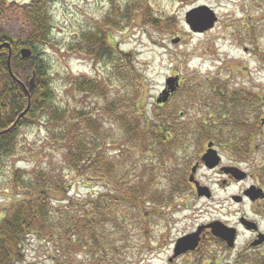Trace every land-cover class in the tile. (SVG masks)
I'll return each mask as SVG.
<instances>
[{
	"label": "rangeland",
	"instance_id": "374dc122",
	"mask_svg": "<svg viewBox=\"0 0 264 264\" xmlns=\"http://www.w3.org/2000/svg\"><path fill=\"white\" fill-rule=\"evenodd\" d=\"M26 1L0 0V34L21 41L30 36L32 28L22 10ZM117 1L123 4L131 0ZM148 4L152 15L162 20L158 21L157 27L148 21H139L142 23L138 26L133 25L124 31L115 30L110 33V41L117 42L116 48L132 54L127 56V59H130L133 70L140 74L142 92L140 99L135 103L139 113L142 118L150 121L149 118L152 119L155 110L159 108L161 114H168L169 118H180L186 126V131L195 128L197 136L218 137V140H214L218 141V145L221 144L219 153L223 161H232L240 171L250 174V178L241 181L230 180L229 183L221 185L223 177L218 170L212 171L202 167L197 171L196 177L204 187L211 190L212 199H190L184 203L175 197L171 206L161 210L163 218L152 219L146 245L142 244L143 240L136 234L130 233L133 237L131 244L123 242L127 239L124 234L119 245L118 264L127 262L131 254L139 257V264H166V258L169 257L172 244L177 238L209 222L235 224L238 215L247 217L248 220L245 221H256L260 224V229L264 230V219L255 216L256 209L253 210L244 200L238 205L231 201V196H241V193L256 181L264 190V176L262 178L261 174L264 169V126H259L256 134L251 137L248 130L245 131L242 126L237 125L240 123L244 127L250 126L253 119L254 123L258 124L260 117L261 120L264 119V0H148ZM200 6L208 7L217 20L211 29L193 33L185 23V15L189 10ZM107 10V0H55L51 5L52 46L44 48L42 56L49 66L55 101L61 108L70 111L84 110L88 117L98 122L101 126L99 133L109 137L110 142L106 147L108 155L116 162L118 169L123 173L124 169L126 170L125 177L128 176L133 181L140 175L141 164L147 155L136 144L132 145L131 141L126 140L127 138H120V129L109 123L107 115L101 110L103 101L91 94L78 93L65 79L71 76L108 82L112 64L110 60L96 63L91 58L71 50V46L78 41L81 34L97 28L96 26H102L100 22ZM167 18L170 20L168 24L165 23ZM168 25L170 29H167ZM112 74L113 69L110 76ZM170 77H177L178 81L181 79L182 85L164 104H156L166 80ZM16 84L21 85L23 89L27 88L22 81H16ZM213 87L227 95H253L256 102L254 106L251 103L233 106L231 111L221 108L223 103L216 102L213 107L216 111L217 108L221 109L217 118H214L218 123L212 126L211 122H208V128L200 132L199 124L207 121V118H200L204 113L199 110V106L214 92ZM105 91L109 100L127 92L122 91L117 79ZM221 115L226 117L220 118ZM216 133H220L219 136L215 135ZM178 142L180 146L170 148L164 157V171L168 174H160L156 184L158 187L168 184L167 176L170 175L169 183H172L178 177V171H184L185 166L178 167L181 159L187 158V162L191 157L192 163L197 155L195 148L199 144L195 147L191 136L184 134ZM231 143L247 147L244 154L229 151L227 144ZM37 166L43 169H57L68 178L72 176L67 170L61 150L46 141L44 127L41 124H32L21 130L15 155L4 160L0 169V217L3 210L13 201V195L8 188L12 172L17 169L28 171ZM190 166L191 164H188L186 167L185 178ZM88 185L85 187L81 182L75 181L69 194L78 198L88 195L93 197L105 190V187L93 182ZM128 230L125 228L126 233ZM249 238L246 234L241 235L237 243L248 241ZM207 246L212 245L206 242L204 247ZM24 247L22 264H55L48 258L50 251L43 243L28 239ZM209 252L205 249L203 253L207 255ZM214 252L211 247L212 254L207 258H217L218 254ZM75 256L77 264L84 258L79 252L75 253ZM210 259L207 260L210 262ZM174 264L184 263L180 260Z\"/></svg>",
	"mask_w": 264,
	"mask_h": 264
},
{
	"label": "trees",
	"instance_id": "16d2710c",
	"mask_svg": "<svg viewBox=\"0 0 264 264\" xmlns=\"http://www.w3.org/2000/svg\"><path fill=\"white\" fill-rule=\"evenodd\" d=\"M107 1L108 10L100 22L102 26L81 34L71 50L96 63L110 60L113 74L110 76L109 71L107 83L71 76L65 79L78 93L91 94L103 101L101 110L109 123L120 129V138L125 137L132 145L136 144L147 158L141 164L136 180L125 177L126 170L123 173L118 169L108 155L109 137L99 133L101 126L98 122L88 117L84 110L70 111L55 101L49 66L42 56V50L52 46L51 5L55 0H27L22 10L32 28L30 36L21 41L0 34V45L11 43L10 70L7 63L9 49L6 46L0 49V169L4 160L15 155L21 130L32 124H41L46 131V141L61 150L72 176L68 178L62 171L38 166L28 171L17 169L12 172L8 188L13 201L0 217V264H22L28 239H35L49 248L48 258L55 264H77L74 260L77 252L84 257L79 264H118L119 245L124 234L127 239L123 242L131 244L133 237L130 234H136L146 245L152 219L163 218L161 210L171 206L184 189L182 185L169 183L170 175L166 178L168 184L156 185L160 174H168L164 171L167 151L180 146L178 141L184 134L191 136L193 145L219 139L197 136L195 128L186 131L180 118H169L168 114H161L159 108L150 121L142 118L135 105L142 92L140 74L133 70L130 59H127L132 54L116 48L117 42L110 41V33L147 21L157 27L158 21L162 20L152 15L148 0H131L123 4L117 0ZM169 22L167 18L165 23ZM20 48H30L31 57L21 59ZM32 75L35 88L28 93L16 81H22L28 87ZM116 79L122 91L127 92L109 100L105 90ZM212 89L214 92L208 100L199 106L204 113L200 118H207L199 124L200 132L208 128V122L212 126L218 123L214 118L221 109L216 111L213 107L216 102L223 103L219 104L221 108L230 111L233 106L245 103L255 105L253 95H227L214 87ZM254 121L250 126L237 125L248 130L252 137L259 129V124ZM231 145L240 154H244L247 148L243 144ZM261 174L263 178L264 169ZM75 181L85 187L93 182L105 190L93 197L78 198L69 194ZM125 228L129 229L128 233ZM139 263V257L131 254L123 264Z\"/></svg>",
	"mask_w": 264,
	"mask_h": 264
},
{
	"label": "flooded vegetation",
	"instance_id": "af4514ba",
	"mask_svg": "<svg viewBox=\"0 0 264 264\" xmlns=\"http://www.w3.org/2000/svg\"><path fill=\"white\" fill-rule=\"evenodd\" d=\"M8 43L10 45V51H11V43L10 42ZM178 82H179V88H180V86L182 85L181 79ZM175 93L171 94L169 98L173 97ZM157 106H161V105H157ZM261 119L262 118L260 117L259 126L262 125ZM195 133H198V132H195ZM219 134L220 133H216L215 135L219 136ZM205 143H206V146H204L205 147L204 148L203 144L205 145ZM208 144H211L210 148L213 149V151H215L216 153V155L214 156V160L218 161V165L210 170L212 171L218 170L220 175H222L223 179L221 180L220 184L224 185L225 183L226 184L229 183L230 180H235L234 175L237 174L235 170L236 169L239 170V169L234 166L235 163H233L232 161L228 163H225L223 161V157L219 153L221 144L218 145V141L216 142L214 139L202 141L199 143V146L195 148L197 155L193 159L194 161L192 163H191V160H192L191 157L188 158L187 162H185L187 158H183L180 160L181 163H179L178 167L185 166L184 171L183 172L178 171V174H179L178 177L172 181L173 184L176 183V184H179L180 186L181 185L183 186L184 189L178 193L179 195L178 198L179 200L184 201V203H187V201H189L190 199H196V200L205 199L207 201H210L213 197V194L211 193V190L208 187H206L207 188L206 194H210V196L208 198L205 197L206 195L199 197L197 194V186H196V183H197L198 187H203L201 182L197 179L196 174L199 169H201L202 167L205 168V162L203 158H206L205 154H207V151H208V147H207ZM227 145H228L229 151H232L235 154H240L234 151L233 145L231 144H227ZM194 146L196 147V144ZM188 164H191V166L189 169V173L187 177L185 178V175L187 174L186 167ZM193 168L195 169L194 171H193ZM249 178H250V174H246L243 180H246ZM250 185H251L250 187H254L256 189L255 192L256 194L258 193V199L253 201L250 198L243 196V192H242L241 193L242 200L239 204H241L243 200L245 202H248L252 206L253 210L256 209L255 216L261 218L262 220L264 219V190L261 189V186L257 181L255 182V184L253 185L250 184ZM260 191L262 192V194ZM232 197L233 196H231V199ZM241 219L248 220L247 217L243 215L242 216L238 215L237 222L235 224H229L226 222H222V224L224 223L223 225L227 227H231V228L233 227L236 230V241L232 248H229L222 239L214 237L211 234V230L209 228H205L201 230V232L199 233L198 244L196 247H194L192 250L190 249V250L185 251L184 253L175 255V250H176L175 245H176V241L179 238L196 233L198 228L201 227L202 225H209L210 223H212V222H209L207 224H202L200 226H197L195 230L189 233H186L182 235L181 237L177 238L172 244V249H171L169 257L166 258V264H174L175 262L180 261V260H182L184 264L186 263L187 264H261V263L264 264V240L261 241V243L259 244H254L256 241L259 240L260 236L264 235V230L260 229V224L257 223L256 221L254 222L251 221V223H253V227L251 229H248L245 227L244 221ZM245 234L250 237L249 240L243 241L238 244L237 239L239 238V236L241 235L243 236ZM206 242L210 243L212 246L204 247V244L206 245ZM211 247H212V251L213 250L215 251L214 254H218L217 258L213 260L210 258H207L209 257V255L212 254L210 253ZM205 249H208L210 251L207 255L203 253ZM176 252L178 251L176 250ZM207 259H210V262Z\"/></svg>",
	"mask_w": 264,
	"mask_h": 264
},
{
	"label": "water",
	"instance_id": "95a60500",
	"mask_svg": "<svg viewBox=\"0 0 264 264\" xmlns=\"http://www.w3.org/2000/svg\"><path fill=\"white\" fill-rule=\"evenodd\" d=\"M216 20L217 18L215 14L211 10H209V8L206 6H200V7L191 9L185 15V23L187 24L188 28L193 33H202L208 29H211L214 23L216 22ZM3 46H7L8 48H10L9 43H6L5 45H1L0 49ZM19 54H20L21 59H29L31 57V51L26 48L21 49L19 51ZM10 55H11V52L9 50V55H8V60H7L9 70H10ZM178 86L179 84H178L177 77L168 78L165 82L164 90L159 96L160 98L156 100V104H164L169 98L170 94L174 93ZM34 88H35V79H34V75H32V78L28 82V88L26 91L32 92ZM263 123H264V120H263ZM207 147H208V151H207V154H205L206 158H203V160L205 162V167L208 169H212L218 165V161L214 160V156L216 155V153L210 148L211 144H208ZM194 170L195 169L193 168V171ZM235 171L237 173L234 175V179L236 181H240L244 179V177L246 176V174L240 170L236 169ZM196 186H197V194L199 197L206 195L205 197L208 198L210 196V194H206L207 188L198 187L197 183H196ZM244 195L249 196L250 199L253 201L258 198V193L256 194L254 187L247 189L244 192ZM232 200L233 202L238 203L241 201V198L239 196H234L232 197ZM243 221L245 220L243 219ZM244 225L248 229H251L253 227V224L249 222H244ZM205 228H209L211 230V234L214 237L222 239L229 248H232L234 246L235 239H236L235 229L226 227L225 225H223L222 223L218 221L217 222L214 221L210 223L209 225L199 227L197 232L194 234L179 238L176 241V245H175V248L178 251L176 252L175 250V255L184 253L185 251L190 250V249L192 250L194 247H196L198 244L199 233L201 232V230ZM263 240H264V235L260 236L259 240L256 241L254 244H259Z\"/></svg>",
	"mask_w": 264,
	"mask_h": 264
}]
</instances>
